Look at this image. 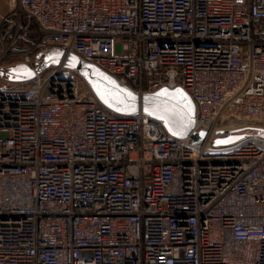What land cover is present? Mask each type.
<instances>
[{
  "label": "built area",
  "instance_id": "built-area-1",
  "mask_svg": "<svg viewBox=\"0 0 264 264\" xmlns=\"http://www.w3.org/2000/svg\"><path fill=\"white\" fill-rule=\"evenodd\" d=\"M4 1L0 70L63 59L0 73V264H264V0ZM69 54L181 88L205 139L112 112Z\"/></svg>",
  "mask_w": 264,
  "mask_h": 264
},
{
  "label": "water",
  "instance_id": "water-1",
  "mask_svg": "<svg viewBox=\"0 0 264 264\" xmlns=\"http://www.w3.org/2000/svg\"><path fill=\"white\" fill-rule=\"evenodd\" d=\"M62 59L63 53L59 52L51 57L46 55L35 71L26 67L21 71L1 69L0 73L6 74L12 82H26L35 76V72L51 64H59ZM63 66L75 69L83 76L96 97L112 112L121 115H132L142 112L160 120L167 132L173 136H190L194 144L205 139V131H193L195 106L187 93L181 88L162 87L152 93L138 95L130 89L119 85L97 67L80 61L72 54L65 57ZM162 92L166 94L159 95ZM129 93L131 97L128 95ZM241 138H243L242 135H232L216 139L215 145L232 144ZM219 141H227V143H218Z\"/></svg>",
  "mask_w": 264,
  "mask_h": 264
},
{
  "label": "rangeland",
  "instance_id": "rangeland-1",
  "mask_svg": "<svg viewBox=\"0 0 264 264\" xmlns=\"http://www.w3.org/2000/svg\"><path fill=\"white\" fill-rule=\"evenodd\" d=\"M7 12V6H6V3L4 0H0V13H5ZM59 53L58 50H52L48 55L47 57H51L55 54ZM26 68L25 65L23 64H19V65H15L13 66L11 69L13 71H21V70H24ZM45 69V70H44ZM43 74H46L47 72L51 71V68L48 67V68H45L43 67ZM65 76H71L74 80L77 81L78 83V86H79V89L80 91L82 92H91V88L90 86L88 85V83L86 82V80L84 79L83 76H81L78 72H70L69 74H65ZM17 85H20L19 83H17Z\"/></svg>",
  "mask_w": 264,
  "mask_h": 264
},
{
  "label": "snow or ice",
  "instance_id": "snow-or-ice-1",
  "mask_svg": "<svg viewBox=\"0 0 264 264\" xmlns=\"http://www.w3.org/2000/svg\"><path fill=\"white\" fill-rule=\"evenodd\" d=\"M166 93L162 92L159 95H165ZM131 97V94H128ZM132 99H134V97H132ZM218 143H227V141H219Z\"/></svg>",
  "mask_w": 264,
  "mask_h": 264
}]
</instances>
